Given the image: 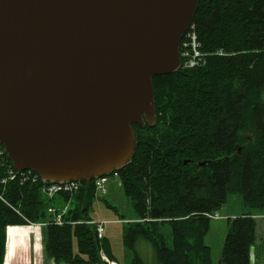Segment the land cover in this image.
I'll use <instances>...</instances> for the list:
<instances>
[{
    "label": "trees",
    "instance_id": "trees-1",
    "mask_svg": "<svg viewBox=\"0 0 264 264\" xmlns=\"http://www.w3.org/2000/svg\"><path fill=\"white\" fill-rule=\"evenodd\" d=\"M191 24L201 51L223 49L226 55L152 77L156 125L132 124L136 150L118 170L141 220L126 225L122 234L132 251L130 264H146L136 249L141 239L151 244L158 264H215L205 243L210 218L203 213L217 211L229 194L241 196L245 211L227 220L220 260L250 264L254 215L264 211V0H198ZM4 161L11 164L6 156ZM198 162L205 165L197 167ZM7 176L0 158L1 196L30 222H51L49 206L70 205L62 225L43 228L48 259L107 264L102 250L115 260L108 239H98L86 223L95 200L91 184L82 182L78 192L48 199L39 192L40 183L21 184L16 178L2 183ZM25 223L0 199V264L6 226ZM165 226L170 244L161 230Z\"/></svg>",
    "mask_w": 264,
    "mask_h": 264
},
{
    "label": "water",
    "instance_id": "water-1",
    "mask_svg": "<svg viewBox=\"0 0 264 264\" xmlns=\"http://www.w3.org/2000/svg\"><path fill=\"white\" fill-rule=\"evenodd\" d=\"M197 3L0 0V144L13 169L87 186L128 165L132 124H156L152 77L179 69Z\"/></svg>",
    "mask_w": 264,
    "mask_h": 264
},
{
    "label": "rangeland",
    "instance_id": "rangeland-1",
    "mask_svg": "<svg viewBox=\"0 0 264 264\" xmlns=\"http://www.w3.org/2000/svg\"><path fill=\"white\" fill-rule=\"evenodd\" d=\"M188 38H189L188 36H185L184 39H188ZM185 42H187V40ZM196 50L198 51L201 49L199 48ZM207 62L208 61L206 60V62L202 64L201 67L205 66ZM2 153H4V151L3 149H0V158L3 161L5 156ZM188 162L189 161L183 164L186 165L188 164ZM201 163L202 162H198L195 165H197V167H201L205 165L204 163L202 164ZM107 189H108L107 194L104 196H100L101 198L96 199V197L94 196L95 200L93 201L89 214L91 219L94 221L104 219L105 221L104 236L109 241L110 250L113 258L117 260L120 264H130L133 257L132 251L123 244L122 234L124 232V228L126 225L136 223V221H141V220H137L136 218L135 212L133 210L132 202L130 198L125 194L123 187L121 185L120 176H114L113 173L108 174ZM2 201L5 204L9 202L4 198ZM15 208L18 211H20L19 208L17 207ZM244 211L245 208L242 203L241 196L239 194H229L227 196L225 203L217 210L219 217L210 219V228L205 236V243L211 248V256L214 263L218 262L219 260L217 259V256L221 251L223 238L226 231L228 230L227 220L232 216L239 215ZM263 212L264 211H262L261 213ZM21 219L24 218H22L21 216ZM262 220H264V218H258V221H262ZM161 230L164 236H166L167 243L170 244L169 227L168 226H165L163 228L161 227ZM263 230L264 229H262V231ZM136 249L140 257L143 259V261L146 264H158L155 250L153 249L151 244H149V242L142 239L139 240L136 243ZM101 252L103 251L101 250ZM262 258L264 263V249L262 250ZM109 261L111 260L109 259Z\"/></svg>",
    "mask_w": 264,
    "mask_h": 264
},
{
    "label": "built area",
    "instance_id": "built-area-1",
    "mask_svg": "<svg viewBox=\"0 0 264 264\" xmlns=\"http://www.w3.org/2000/svg\"><path fill=\"white\" fill-rule=\"evenodd\" d=\"M185 36H188V39H184ZM187 40V42H185ZM200 48V44L197 41V35L193 31L192 24L189 25L187 30L185 31L183 35V39L181 41V52H180V68L182 69H192L196 67H200L202 64H204L210 54L212 52H203L201 50H196ZM216 54H223V50L219 49L216 51ZM3 154V153H2ZM3 164L6 165L5 161L3 160ZM7 168V178L2 179V183H6L8 179H18L21 184L31 183V184H38L41 182L38 174L32 172V171H15L11 168V166L6 165ZM114 176H118L117 172L113 173ZM107 182H108V176H98L93 178L92 180V187L94 190V196L100 197L107 194ZM82 187V184L78 182H69V183H40L39 191L40 193L47 198H51L53 195L58 194L59 192H68V193H76L80 190ZM0 199L3 200L2 196H0ZM18 214H20L22 217H24L16 208L11 206ZM68 209V204L64 205L61 208L50 206L48 208V213L51 215L52 223L56 225H62L64 223L63 221V214L66 213ZM206 217L208 218H217L218 213H207ZM88 224H93L95 227V232L98 239H101L104 235L105 230V221L104 220H98V221H88ZM47 222H40V223H32L28 222L27 225L32 230H41ZM40 241L43 242L44 236L43 233L37 234ZM101 258L106 261L108 264H116L113 263V261H109L108 258L104 255L103 252L100 253ZM118 264V263H117Z\"/></svg>",
    "mask_w": 264,
    "mask_h": 264
},
{
    "label": "crops",
    "instance_id": "crops-1",
    "mask_svg": "<svg viewBox=\"0 0 264 264\" xmlns=\"http://www.w3.org/2000/svg\"><path fill=\"white\" fill-rule=\"evenodd\" d=\"M254 218L256 219V240L250 247V264H264L262 258V250L264 249V230L262 231L264 229V220L258 221V218H264V212H259L254 215ZM40 232L41 230L35 231L28 226H9L6 230L3 264H55L53 259L46 257L43 244L37 235ZM9 233L10 242L8 245ZM7 259L8 262H6ZM217 259H220V253Z\"/></svg>",
    "mask_w": 264,
    "mask_h": 264
},
{
    "label": "bare ground",
    "instance_id": "bare-ground-1",
    "mask_svg": "<svg viewBox=\"0 0 264 264\" xmlns=\"http://www.w3.org/2000/svg\"><path fill=\"white\" fill-rule=\"evenodd\" d=\"M197 41L199 42V40H198V37H197ZM199 44H200V42H199ZM200 49H201V44H200ZM219 50V49H218ZM223 50V49H222ZM217 51V50H216ZM216 51L214 50L213 52H212V54H210V55H218V56H220L219 54H216ZM204 52V51H203ZM209 55V56H210ZM221 55H226V53L224 52V50H223V54H221ZM90 185V184H89ZM89 185H87V186H89ZM206 214L207 213H203V215L204 216H206ZM10 232V231H9ZM9 242H10V233H9V240H8V245H9ZM6 262H8V259H7V261ZM113 263H115V262H113ZM117 264V263H116Z\"/></svg>",
    "mask_w": 264,
    "mask_h": 264
},
{
    "label": "flooded vegetation",
    "instance_id": "flooded-vegetation-1",
    "mask_svg": "<svg viewBox=\"0 0 264 264\" xmlns=\"http://www.w3.org/2000/svg\"><path fill=\"white\" fill-rule=\"evenodd\" d=\"M134 125H136V123Z\"/></svg>",
    "mask_w": 264,
    "mask_h": 264
}]
</instances>
